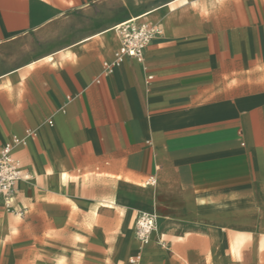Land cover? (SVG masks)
Returning <instances> with one entry per match:
<instances>
[{
	"label": "crops",
	"instance_id": "1",
	"mask_svg": "<svg viewBox=\"0 0 264 264\" xmlns=\"http://www.w3.org/2000/svg\"><path fill=\"white\" fill-rule=\"evenodd\" d=\"M129 21L159 33L107 73ZM14 135L0 264H264V0H0Z\"/></svg>",
	"mask_w": 264,
	"mask_h": 264
},
{
	"label": "built area",
	"instance_id": "2",
	"mask_svg": "<svg viewBox=\"0 0 264 264\" xmlns=\"http://www.w3.org/2000/svg\"><path fill=\"white\" fill-rule=\"evenodd\" d=\"M120 32L122 40L119 49L115 52V58L112 62L104 64L107 73L113 72L115 66L121 64L125 57L142 61L145 48L159 33V30L156 25L151 23L129 21L121 24ZM49 124H53V121L49 120ZM27 135H34V132L29 130ZM23 141V138L14 135L0 151V200L3 199L6 208H10L12 205L17 183L30 178V174L25 172L23 164L14 150ZM148 183L154 184L155 179L151 178ZM156 225L157 215L155 213L140 212L135 224L138 240L147 244Z\"/></svg>",
	"mask_w": 264,
	"mask_h": 264
},
{
	"label": "bare ground",
	"instance_id": "3",
	"mask_svg": "<svg viewBox=\"0 0 264 264\" xmlns=\"http://www.w3.org/2000/svg\"><path fill=\"white\" fill-rule=\"evenodd\" d=\"M120 28H121V24H119V25L117 26V30H118L119 32H120ZM65 173H66V172H65ZM65 176H66V175H65ZM156 215H157V214H156ZM157 229H158V227H157V225H156V228H155L154 232H153V233L151 234V236H150V240H151L152 235L157 231ZM243 241H244V237H242V236H237V237H236V239H235V244H234V249H235L236 253H239V252H240V248H241V245H242ZM260 247H261V248H264V236H262V238H261Z\"/></svg>",
	"mask_w": 264,
	"mask_h": 264
},
{
	"label": "rangeland",
	"instance_id": "4",
	"mask_svg": "<svg viewBox=\"0 0 264 264\" xmlns=\"http://www.w3.org/2000/svg\"><path fill=\"white\" fill-rule=\"evenodd\" d=\"M135 233H136V228H135ZM137 236V235H136ZM238 236H240V235H238ZM242 237H244V241H243V243H242V245H241V248H240V251H241V249H242V246L244 245V243H245V241L247 240V238L248 237H246V236H243V235H241ZM237 237V236H236ZM236 237H235V239H236ZM152 238V237H151ZM151 241V240H150ZM150 241L147 243V244H145V243H141L140 242V245L141 246H146V245H148L149 243H150ZM234 244H235V242H234ZM261 248V247H260ZM261 249H264V248H261ZM238 256H240V252L239 253H236Z\"/></svg>",
	"mask_w": 264,
	"mask_h": 264
}]
</instances>
